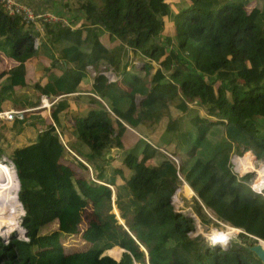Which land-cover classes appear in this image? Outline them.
Returning <instances> with one entry per match:
<instances>
[{"label":"trees","instance_id":"trees-1","mask_svg":"<svg viewBox=\"0 0 264 264\" xmlns=\"http://www.w3.org/2000/svg\"><path fill=\"white\" fill-rule=\"evenodd\" d=\"M248 2L189 0L172 13L165 0H81L77 10L86 23L46 24L50 34L36 47V31L0 7V50L16 62L0 70V103L26 84L24 62L37 53L52 66L61 63L42 85L33 84L37 97L81 92L86 66L96 71L87 90L94 96L75 95L85 111L70 115L61 97L48 114L38 109L11 122L42 127L10 154L21 202L11 201L10 215L18 203L20 209L0 229L21 217L25 235L0 240V264H144L145 257L148 264H261L242 243L264 241V197L249 187L252 174L237 177L229 163L243 152L251 161V153L264 157V0L249 10ZM167 19L171 34L163 33ZM104 32L107 48L99 41ZM133 58L143 65L136 68ZM109 69L113 80L102 73ZM131 129L141 136L124 148ZM156 129L155 142L146 140ZM112 148L121 149L119 159ZM67 150L84 169L80 180L58 167ZM179 177L198 198L191 207L199 223L209 222L203 211L209 209L215 220L241 230L238 241L222 248L189 236L194 219L171 204ZM109 186L126 228L113 214ZM88 198L92 217L80 227ZM50 223L55 230L42 233ZM20 225L12 232H21ZM11 230H0V238ZM74 236L85 247L64 250L62 239Z\"/></svg>","mask_w":264,"mask_h":264},{"label":"crops","instance_id":"crops-1","mask_svg":"<svg viewBox=\"0 0 264 264\" xmlns=\"http://www.w3.org/2000/svg\"><path fill=\"white\" fill-rule=\"evenodd\" d=\"M15 1L31 7V9L35 12H51V13H54L58 16L65 17L70 22V24L72 25V28H74L78 25H83V23H86V21L83 20L82 14L77 10V5L79 4V2H81V0H15ZM165 1L168 3L169 10L172 13H176V11L179 8L185 7L189 3V0H165ZM172 32H173V28H172L171 22L167 19L164 21L163 33L171 34ZM36 33H37V35L35 38H37L38 41L39 40H41V41L45 40L47 38V36H49V34H50L48 31V28L45 26H41V29L36 31ZM99 41L101 42V44L105 48L112 45L107 40V35L105 32L99 36ZM53 53L56 56V53L55 52H53ZM135 59H137V58H135ZM53 62H55V60H53ZM15 64H16V62L14 60H11L10 58H8L7 54L0 50V70L9 68ZM60 64L61 63H59L58 61L55 62L56 67H61ZM55 66H52L50 59L41 52L35 54L34 56L27 58L24 62L26 84L24 86H21V87L15 86L14 91L10 94L11 100H8V99L3 100L0 103V107L4 110L15 109V107L12 108V107H9V105L15 106L18 104V106H20V108L24 109V108L30 107L29 104H26L27 101H35L37 99V102H39L40 96L38 95V97H37L36 91L33 88V84L38 83V84L42 85L46 81L47 71H53L55 73L58 71ZM97 66H100V64H98ZM86 68H87L86 76L81 81L80 85L78 86L79 89L82 91L81 92L68 93L65 95H61L59 97V98H61V97L67 98V100H68V113L70 115L75 114L77 111L83 112V111H85V109H87V106H85V103H83L81 101L77 102V100H79V99L76 100L75 95L89 94V95L94 96L92 93L87 92V90L90 89L93 74L90 75L88 72V69L91 68V66H86ZM127 69L131 70L129 67H127ZM84 90H86V91H84ZM41 94H44V93H41ZM50 97H52V96H50ZM50 105L48 107L43 106V107L38 108V109H42L44 111V112L42 111L43 114L44 113L48 114ZM5 108H7V109H5ZM38 109H35V110H38ZM27 113L28 112H26V114ZM43 118H44V116H43ZM0 120L3 122H9V123L12 122V121H5L3 119H0ZM21 125L23 127V133H21L20 135L23 136L24 139L31 137V140H29L28 142H26L24 144H20L21 146L31 142L36 135V131H37L36 128L42 127V123H39V122H35L34 124L26 122V123H23ZM27 127H29L30 129H27ZM18 128H19V126H18ZM131 132L135 135V136H132V138H133L132 142H134V140L136 139L137 136H139V137L141 136L139 133H137L136 131H134L132 129H131ZM126 135L127 136L125 138H123V140H122V142L124 143L123 144L124 148L128 147L125 144V142H127L129 140V138L131 137L130 133H127ZM115 150L117 152H119L121 149H115ZM121 152H119V153H121ZM118 163H119L118 161H114V164H118ZM84 164H86V163H84ZM86 166L88 167L87 164H86ZM124 170L125 169H123V173L126 174V172ZM113 193H114V191H113ZM105 251L108 252V249H106ZM119 255H120V251H119L116 259L113 258L112 256L111 257L115 260H118Z\"/></svg>","mask_w":264,"mask_h":264},{"label":"rangeland","instance_id":"rangeland-1","mask_svg":"<svg viewBox=\"0 0 264 264\" xmlns=\"http://www.w3.org/2000/svg\"><path fill=\"white\" fill-rule=\"evenodd\" d=\"M256 3H257V0H249V2L246 5V9L249 10ZM134 60L138 61V63H137L138 65L135 66L133 64L136 68L141 67L143 65V61H141L140 58H138V59L133 58L132 61H134ZM153 65L156 66L155 63ZM88 72L90 75L93 74V76L96 73V71L93 68H89ZM104 75H106V74H104ZM112 78L114 79V77H112ZM9 107H12V108L15 107V109H21L20 106H18V104L15 106L9 105ZM5 109H7V108H5ZM10 124L11 123H9V122H3L0 120V159H4L5 162L8 163L9 165H11L14 169V166H13L11 159H10V157H11L10 154H11L12 150L15 149L16 147H20L21 146L20 144H24V143L28 142L29 140H31V137L24 139L23 136L20 135L21 133H23L22 125L19 126V128L18 127L13 128V127H11ZM27 129H30V128L27 127ZM158 133H159V129H156L152 133L151 136L146 138V140H149L152 143H154L155 142V136L154 135L156 134V136H157ZM130 135H131V137L129 138V140L127 142H125V144L127 146L131 145V142L133 139L132 136H135L132 132H130ZM119 152H121V150ZM119 152H117L113 148L109 150V154L115 155L116 159H119L122 155V153H119ZM262 159H256L257 162L255 165L258 166V163H260L262 161ZM76 162H77L76 157H74V155H72V153L68 152V150H67L63 154L62 158L60 159L58 167L61 170H64V171L68 172L69 174H72L75 177V179L80 180L82 178V176L85 175V172H84V169H81L80 166L76 164ZM87 170L88 171L86 174L88 175V177L91 176V178H92V170L89 166H88ZM124 171L126 172V170H124ZM239 171H241L240 168H239ZM250 174L253 175L254 179L256 178L255 173L253 171H251ZM92 179L94 180V178H92ZM183 184H184V181H181V183L179 185H177L176 189H178V191L175 189L176 192L174 191V193H173L174 196L173 195H172L173 197L171 196V204H172V207L174 208V210L179 211V212H183L185 214L192 215L193 214L192 207H191L192 206V197L195 196L197 198V196H196V194H194V192H192V195H187L184 192V188L181 187ZM110 190H111V192H113L114 188L111 186ZM15 193H13V195H15ZM88 199H87L88 204L84 208L83 213H82V221L79 225L80 227H84L86 221L92 217V215H91L92 214V200L90 198H88ZM11 201H13V199ZM112 206H114L113 198L111 201V208H112ZM19 209H20V207H19V203H18V205L15 207L14 212L10 215L9 221L6 224H1V225L10 226L12 224L13 215ZM8 210L10 212V207H8ZM20 211H18V212L20 213ZM22 211H23V209H22ZM116 211H117V215H119V211L117 209H116ZM203 211H204L206 217L209 219V222L207 224H200L199 223L198 226H195V230L192 233H190V235H192L193 233L196 232V234H200L204 238V240L207 241V243H209V242L218 243L219 239H221V238L226 240V241L229 240V242L230 241H232V242L238 241L237 240L238 231L226 230L225 225H227V223H222L220 221L215 220L214 216L212 215V213L209 209L205 208ZM6 216H7V214H6ZM119 218H120V216H119ZM120 219L123 222V219L122 218H120ZM20 222H21V217L19 219V223ZM13 225L11 226V228L7 229V231L14 228ZM20 227H21V225H20ZM21 229H23V228L21 227ZM0 230L2 231V228ZM52 230H55V223H50L47 227L43 228L42 233H47V232H50ZM22 231L21 232H12L11 235L9 236V238H6L5 241L2 238H0V240L5 243L8 240H10L11 236H13V237H24L25 234H24V231L23 232ZM42 239H44V238L41 236L40 240H42ZM62 242H63V249L66 251L71 249V248L72 249H78V248L81 249V248L85 247L80 242L78 237H75V236L71 237V238L65 237L62 239ZM251 243H253L252 239L246 241V244H251ZM215 246H217V245H215ZM104 253L109 255V253L106 251ZM144 262H145L144 264H147L146 258H145Z\"/></svg>","mask_w":264,"mask_h":264},{"label":"built area","instance_id":"built-area-1","mask_svg":"<svg viewBox=\"0 0 264 264\" xmlns=\"http://www.w3.org/2000/svg\"><path fill=\"white\" fill-rule=\"evenodd\" d=\"M0 7L6 15L18 18L25 28H31L34 31L40 30L41 26H44L46 24H52V23H58L61 26L72 28V25L65 17L58 16L51 12H35L31 9V7L25 4L19 3L15 0H0ZM37 44H38V39L34 37V47H36ZM137 63H138L137 60L132 61V64H134L135 66L138 65ZM102 73L106 74V77L108 78V80H113L112 77H114V74L110 69L107 71H102ZM60 96L61 95L50 97L47 94H41L39 97V102L37 106L24 108V109L21 108V109L2 110L0 111V119H3L5 121H13L14 119L23 120L26 115V112L33 111L43 106L48 107L50 104L55 102ZM251 154L255 157L253 153ZM242 156H243V153L241 155L232 154L229 158L231 170L237 177H241L244 174L251 172L248 169L243 172H239L236 169L235 159H237L238 157H242ZM169 157L173 160L175 164H178V159L176 157L171 156V155H169ZM256 159L257 158L255 157L254 165L257 162ZM263 162H264V157L260 163H263ZM260 163H258V165H260ZM255 176L256 178L255 179L253 178L252 181L249 183V187L254 192L261 193L264 197V187H259L257 185L256 183V179L258 177L257 173H255ZM240 231L241 230L239 229L238 232ZM195 234L196 232L193 233L192 235L189 234V236H193ZM213 244L219 247L225 248L229 245V240H227L224 243H220L218 241V243H213Z\"/></svg>","mask_w":264,"mask_h":264},{"label":"bare ground","instance_id":"bare-ground-1","mask_svg":"<svg viewBox=\"0 0 264 264\" xmlns=\"http://www.w3.org/2000/svg\"><path fill=\"white\" fill-rule=\"evenodd\" d=\"M245 154L246 153H243V156ZM248 154H250V153H248ZM250 155H251V158L253 161L244 159L243 156L239 157L242 159H239V158L235 159L236 169L239 171V168H240L241 171H239V172H243V171L248 169L250 171L257 173L258 177L256 179V183L259 187H264V162L260 163V165H258V166H254L255 158L253 157L252 154H250ZM181 187H183L184 189H187L189 194L192 195V191L186 183H184ZM13 193H15V195H13ZM12 199L13 200L17 199V201L19 202L18 197H17V180H16V177L14 175L13 167L11 165H9L8 163H6L4 159H0V219L1 220L7 218L10 215L8 207H9V204L11 203ZM21 208H22V206H21ZM113 212L117 216V211H116V208L114 206H113ZM6 214H7V216H6ZM18 225H20V223L15 224V226L11 230V232L14 231L18 227ZM0 226H3V225L0 224ZM225 228H226V230H229V231H238V229L232 228L228 225H225ZM22 230L23 229H21V227H20V231H22ZM2 231L4 232L7 230L2 229ZM219 242L224 243V242H226V240L221 238V239H219ZM260 243H261L262 247H264V242L261 241ZM133 264H137V263L135 262Z\"/></svg>","mask_w":264,"mask_h":264},{"label":"water","instance_id":"water-1","mask_svg":"<svg viewBox=\"0 0 264 264\" xmlns=\"http://www.w3.org/2000/svg\"><path fill=\"white\" fill-rule=\"evenodd\" d=\"M14 170V175H15V177H16V174H15V169H13ZM16 180H17V177H16ZM181 180V179H180ZM181 181H183V180H181ZM185 183V182H184ZM109 188H111L110 186H109ZM17 190H18V180H17ZM192 191V190H191ZM193 192V191H192ZM195 197V196H194ZM112 198L114 199V193L113 192H111V201H112ZM196 198V197H195ZM197 199V198H196ZM20 201V200H19ZM21 202V201H20ZM21 205H22V203H21ZM112 208H113V206H112ZM111 208V209H112ZM110 212L111 213H113L111 210H110ZM23 213H24V211H23ZM22 213V214H23ZM183 213V212H182ZM114 215H115V213H113ZM188 216H191L193 219H194V221H195V225L196 226H198L199 225V222H198V219L196 218V216L194 215V214H192V215H190V214H187ZM115 218H116V221H117V223H119V224H121V225H123V227L124 228H126L125 226H124V223L121 221V219L119 218V215H115ZM23 231H24V229H23ZM129 234H130V232H128ZM24 234H25V231H24ZM131 235V234H130ZM255 239V241L253 242V243H251V244H246V243H242V245L243 246H245L249 251H251L255 256H256V258L260 261V263L261 264H264V247H262V245H261V241H263V240H261V239H257V238H254ZM8 242V241H7ZM210 246H215V244H213V242H209L208 243ZM141 247V246H140ZM120 249V252L121 251H123V249L122 248H119ZM141 249L143 250V252H144V254H146V251H145V249L143 248V247H141ZM146 258V257H145ZM133 263H135V261H133ZM132 263V264H133ZM146 263H147V258H146ZM148 264V263H147Z\"/></svg>","mask_w":264,"mask_h":264}]
</instances>
